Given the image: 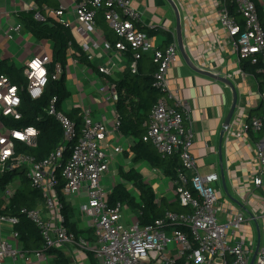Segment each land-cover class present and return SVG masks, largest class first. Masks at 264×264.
I'll list each match as a JSON object with an SVG mask.
<instances>
[{
  "label": "built area",
  "instance_id": "built-area-1",
  "mask_svg": "<svg viewBox=\"0 0 264 264\" xmlns=\"http://www.w3.org/2000/svg\"><path fill=\"white\" fill-rule=\"evenodd\" d=\"M57 6L49 3L33 5V17L42 21L51 17L80 39L81 48L89 60L93 59L90 50L97 46L100 28L96 21L99 13L104 22L116 36L110 44L122 58L130 48L133 59L129 66L136 71L137 60L145 50H151L150 57L157 64L153 75L154 86L160 95L144 122L145 132L142 140L150 143L161 157L178 154L180 168L176 177L170 180L168 190L172 196L167 199L176 200L186 210L176 212L165 209L163 215L152 223L141 225L136 217H128L125 224L124 210L130 209L126 204L108 205V190L102 179L108 173L110 152H118L121 148L109 147L106 137L110 129L106 122L94 121L89 106L82 107V123L79 130L62 110L56 108L53 97L47 113L55 117L63 131L62 143L42 159L32 155L15 153L14 139L29 146H35L38 130L28 127L23 130L8 129L0 123V174L6 169L21 168L32 187L38 189L43 202L35 208L22 207L20 214L25 215L41 231L43 247L31 253L23 251L20 246L19 233L15 225L19 222L16 215L0 213V222L11 226L9 238L0 240V264L9 258L11 264H23L18 259L30 258V255L41 257L44 251L60 244H77L91 251L99 264H249L254 248L244 238L235 237L246 220L243 212L230 213L221 220L219 214L223 208L219 205L216 183L219 176L215 171L201 172L196 158L191 153L194 140L191 105L169 88L166 72L176 59L178 51L176 41L171 40L164 47H156L149 43L147 34L140 26V13L132 4V0H54ZM219 2L218 20L226 30L228 42L237 53V61L257 65L260 73V98L264 106V26L259 19L254 0H217ZM231 5L242 20L234 16ZM15 29L21 30L19 23ZM111 57V55H110ZM109 57V58H110ZM124 59V58H123ZM44 69V75L38 77L33 62ZM47 57H33L23 66V75L27 79L25 91L32 98L43 93L47 83ZM98 71L109 75L105 65ZM61 73L60 65H56L52 78ZM44 83L41 84L40 81ZM15 89V92L10 91ZM39 89L37 95H33ZM19 86L6 74H0V114L19 118L20 95ZM99 94L105 103L113 104L118 99L115 82L104 78L99 86ZM7 96L15 103L4 99ZM35 129L30 134L27 129ZM113 128L118 131V116ZM244 133L251 131L259 137L255 143L257 169L253 176V185L264 190V112L242 124ZM19 132L22 139L14 135ZM71 142L70 155L65 163L61 159L66 144ZM11 145V147H9ZM5 152L8 154L5 155ZM157 170V169H156ZM63 182L60 193L69 198L81 199L78 212L83 225L92 228L95 242L75 239L63 225L60 213L62 204L59 202L58 186ZM8 187V186H7ZM4 189V198L8 200L14 193ZM6 190V192H5ZM164 197V196H163ZM156 195V202H160ZM75 203V202H74ZM51 215L45 217L44 213ZM256 223L263 219L261 215H252ZM253 264H264V225L263 236Z\"/></svg>",
  "mask_w": 264,
  "mask_h": 264
},
{
  "label": "crops",
  "instance_id": "crops-1",
  "mask_svg": "<svg viewBox=\"0 0 264 264\" xmlns=\"http://www.w3.org/2000/svg\"><path fill=\"white\" fill-rule=\"evenodd\" d=\"M172 1L179 15L181 49L189 62L184 59L179 49L176 15L169 1L132 0V4L140 13L139 27L147 34L149 43L159 48L164 47L168 34L176 41L178 48L176 59L167 69L166 78L172 93L191 105L194 130L191 153L196 158L201 172L215 171L219 176L216 193L219 205L223 208L219 218L224 220L230 213L243 212L246 220L235 232V237L244 238L248 245L255 248L258 237L261 243L264 225L263 219L257 223L251 219L252 215L264 213V190L253 185V176L257 169L255 143L259 136L251 131L244 133L242 124L264 112L260 98V73L257 69L255 72L246 71L242 68L243 63L241 65L238 63L237 53L228 42L226 30L218 20L220 5L217 0ZM254 1L259 19L264 26V0ZM35 4L38 5L36 0H0V60L7 59L17 67H23L33 57L50 59L51 42L37 39L23 27L18 18L19 12L32 10L30 8ZM232 12L241 22V16L234 9ZM19 23L22 29L17 31L15 26ZM98 26L103 34L98 36L97 46L90 50L93 55L91 61L97 70L99 66L105 65L110 71L109 75L97 73L95 68L93 70L70 55L65 66L66 86L70 95L64 101L66 108L63 102L62 111L71 113L73 109H78L81 115L82 107L89 106L92 117L96 113L101 121L108 124L110 131L106 137L107 145L121 148L118 152H110L108 177L106 176L112 182L108 189L110 191L120 180V170H127L133 166L136 168L138 164L149 165L145 162L132 161L133 154L130 148L135 138L123 136L113 128L116 120L114 105L105 103L99 94L103 77L112 81L118 79L125 61L117 51H113L110 45L113 42L106 37L103 28ZM112 34L110 37L114 35ZM76 38L81 43V39L78 36ZM102 38L110 44H105ZM150 55L151 50H145L142 54L144 57ZM198 71L225 77L234 87L236 106L228 128L223 126L233 101L231 87ZM117 159L129 165L123 166ZM152 170L157 171L155 168ZM140 173L147 181L143 173ZM114 175L118 177L117 181L114 180ZM20 185V180L16 178L7 189L13 192ZM4 196V190L0 189V209L9 203ZM69 201L75 211L78 226L85 227L76 211L74 199L71 197ZM44 215L49 218L51 213L45 212ZM10 230L11 226L8 223L0 222V240L5 238L11 241ZM55 247L62 250L72 264L100 263V259L81 245L66 243ZM48 259L46 255L45 257L30 255L28 260L21 258L18 262L48 264ZM5 264H11V260H5Z\"/></svg>",
  "mask_w": 264,
  "mask_h": 264
},
{
  "label": "trees",
  "instance_id": "trees-1",
  "mask_svg": "<svg viewBox=\"0 0 264 264\" xmlns=\"http://www.w3.org/2000/svg\"><path fill=\"white\" fill-rule=\"evenodd\" d=\"M38 5L49 3L57 6L53 0H36ZM231 5V10H233ZM20 22L37 39L49 40L52 44L51 55L47 63L48 79L40 97L32 99L25 91L27 79L23 75V67H17L7 59L0 60V74L8 75L15 84L19 86L20 117L15 119L9 115L0 114V123L6 128L12 130H23L28 127H34L38 130L35 146H29L18 139H14L15 153H25L32 155L36 159L46 157L60 143H62L63 131L60 123L54 116L47 113L50 101L55 97L56 108L62 110L63 102L69 97L70 92L66 86L65 66L70 55L86 66L96 69L91 60L87 58L86 53L82 51L81 44L77 40V35L71 30L55 21L51 17L39 21L33 17V10L21 11L18 14ZM96 21L103 28L106 37L110 42L116 40V36L105 24L101 13L98 14ZM113 35L110 37V35ZM172 37L168 34L165 44L171 42ZM123 58L125 65L118 79H113L116 85L118 99L114 103V109L118 116V133L123 136H133L134 143L131 145L133 162H145L150 167L158 169L162 175L173 180L176 177L177 169L180 168L178 154L168 157H161L150 143L142 140L145 132L144 122L147 121L150 110L156 103L160 91L154 86V73L157 64L151 57L141 56L137 60L135 72L131 71L129 66L133 59V53L128 48ZM60 65L61 73L58 77L52 78L56 65ZM95 68V69H94ZM242 68L249 72H255L257 65L243 63ZM96 72L99 71L96 69ZM66 113V112H65ZM66 115L75 123L79 130L82 123L81 115L78 109H73ZM71 142L66 144L63 152L62 164L70 155ZM20 180V187L15 189L9 199V203L0 209V213L16 215L19 222L15 229L19 233L20 246L23 251L31 253L43 247L44 241L40 229L25 215L20 214L22 207L35 208L43 202L40 191L31 186L26 176L24 168L6 169L0 174V189L4 190L14 179ZM133 187L139 196V202L128 189ZM63 182L58 186L59 202L62 204L60 213L63 216V225L69 233H72L75 239L82 238L90 243L95 242V235L92 228H80L78 220L75 218V211L69 200L60 193ZM107 203L112 206L116 203L126 204L131 210L136 211V217L141 225L152 223L163 215L165 209L180 212L186 210V207L179 204L176 200H169L161 197L160 202H156L155 187L144 180L142 174L133 166L127 170H120V180L117 182L107 195ZM90 253V252H89ZM46 257H49L48 264H72L65 253L58 247H50L44 251ZM92 255V253H90Z\"/></svg>",
  "mask_w": 264,
  "mask_h": 264
},
{
  "label": "rangeland",
  "instance_id": "rangeland-1",
  "mask_svg": "<svg viewBox=\"0 0 264 264\" xmlns=\"http://www.w3.org/2000/svg\"><path fill=\"white\" fill-rule=\"evenodd\" d=\"M45 40V39H43ZM64 108H66V103L64 102L63 104ZM93 109L95 110V106H93ZM93 120L97 121L100 120L99 117L96 115V113H94L93 115ZM118 163L123 165V166H128L129 164L124 163L123 160L121 159H117ZM137 169L140 170V172L143 173L145 179L148 181V183L150 185H152L153 187H155V193L158 196L163 195L166 198H170L172 196V193L170 190H168V183H169V179L165 176L162 175V172L160 170L157 169V171H153L152 168H150L149 166H147L146 164H138L136 166ZM108 177V173H106L102 179V184L105 185V189L108 190L109 186H111V181L107 178ZM116 175H114V180L117 181ZM157 185V186H156ZM108 187V188H107ZM128 189L131 191V193L133 194V196L135 197L136 201H140L139 200V196L137 191L133 188V187H128ZM81 201V199H74V202L76 204V211L79 214L77 208H78V204ZM136 211H133L131 209L128 210H124L123 211V215L126 217L125 219V224L129 222L128 217L130 216H134L136 215ZM262 230V229H261ZM6 260H10L9 258H7Z\"/></svg>",
  "mask_w": 264,
  "mask_h": 264
},
{
  "label": "water",
  "instance_id": "water-1",
  "mask_svg": "<svg viewBox=\"0 0 264 264\" xmlns=\"http://www.w3.org/2000/svg\"><path fill=\"white\" fill-rule=\"evenodd\" d=\"M168 1H169V3L171 4V6H172V8H173V10H174V12H175V15H176V21H177V25H176V34H177V42H178V45H179V49H180V51H181V53H182L184 59H185L187 62H189V59L186 57V55L184 54L183 50L181 49V38H180V27H179V15H178L177 8H176V6H175V4L173 3L172 0H168ZM192 67H193V65H192ZM194 68H195V67H194ZM195 69H196V68H195ZM196 71H197V70H196ZM198 72H202V73H204L205 75H208V76H210V77H212V78H217V79H219V80H221V81L227 83V84L231 87V89H232V91H233V101H232V105H231V107H230V109H229V111H228V113H227V116H226V119H225V123H224V126H223L224 128H228L229 123H230V121H231V117H232V115H233V113H234V109H235V106H236V94H235V91H234V87L232 86L231 82H230L228 79H226L225 77L218 76V75H212L211 73H208V72H206V71H205V72H204V71H198ZM259 245H260V238L258 237V240H257L256 246H255V248H254V250H253L252 257H251V259H250V261H249V264H253V263H254V260H255V257H256V254H257V251H258Z\"/></svg>",
  "mask_w": 264,
  "mask_h": 264
},
{
  "label": "snow or ice",
  "instance_id": "snow-or-ice-1",
  "mask_svg": "<svg viewBox=\"0 0 264 264\" xmlns=\"http://www.w3.org/2000/svg\"><path fill=\"white\" fill-rule=\"evenodd\" d=\"M33 67H39V64H38L37 62L34 61V62H33ZM43 74H44V73L42 72L41 75H43ZM10 91L15 92V89H11ZM4 99H5L6 101H8L9 103H13V101L10 100V98L7 97V96H5ZM29 133H31V130H30V129H29ZM14 135H16L17 137H20L21 139L23 138L19 132H16ZM2 143H4V141H3L2 139H0V144H2ZM7 154H8V153L5 152V155H7Z\"/></svg>",
  "mask_w": 264,
  "mask_h": 264
},
{
  "label": "clouds",
  "instance_id": "clouds-1",
  "mask_svg": "<svg viewBox=\"0 0 264 264\" xmlns=\"http://www.w3.org/2000/svg\"><path fill=\"white\" fill-rule=\"evenodd\" d=\"M36 69H37V71H36V75L38 76V77H40V76H43V75H41V73L43 72L44 73V69H42V68H40V67H35ZM40 83L41 84H43L44 83V81L43 80H41L40 81ZM39 89H37L36 90V92L35 93H33V95H37L38 93H39ZM16 101H13V103H15ZM30 130H31V133L30 134H35V129H32V128H29ZM29 129H27V131L29 132ZM9 147H11V145H9Z\"/></svg>",
  "mask_w": 264,
  "mask_h": 264
}]
</instances>
